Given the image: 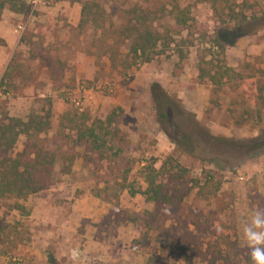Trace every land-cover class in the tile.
I'll return each mask as SVG.
<instances>
[{"label": "rangeland", "instance_id": "374dc122", "mask_svg": "<svg viewBox=\"0 0 264 264\" xmlns=\"http://www.w3.org/2000/svg\"><path fill=\"white\" fill-rule=\"evenodd\" d=\"M23 1V14L4 11L0 20L19 36L15 50H0V127L51 112L50 130L39 138L57 151L58 161L54 185L20 202L28 216L13 209L15 200L0 201V264H49L50 255L57 264H144L141 218L153 205L130 190L146 191L145 167L160 169L169 159L187 169L188 180L213 175L221 181L218 201L199 200L195 190L183 211L223 209L216 225L248 248L241 225L249 213L264 210V149L240 157L201 140L192 125L238 141L264 131V0H248L233 16L224 8L216 15L200 0H94L104 19L84 29L82 5L91 0ZM141 7L156 19L154 29L173 40L148 64L134 63L121 36L124 12ZM176 7L190 11L186 28L176 24ZM215 74L220 85L208 80ZM166 97L175 111L194 118L174 113V123L161 121L154 101ZM111 115L110 150L95 169L83 149L67 145L68 119L84 116L89 125ZM177 127L197 141L196 157L173 143L182 138ZM25 142L21 135L15 154ZM164 257L201 264L171 252Z\"/></svg>", "mask_w": 264, "mask_h": 264}, {"label": "trees", "instance_id": "16d2710c", "mask_svg": "<svg viewBox=\"0 0 264 264\" xmlns=\"http://www.w3.org/2000/svg\"><path fill=\"white\" fill-rule=\"evenodd\" d=\"M53 1L59 3L66 0ZM78 1L82 2V0ZM200 1L209 3L216 15H219L221 8H224L232 16L237 8L248 3V0ZM239 1H242V4H238ZM175 9L176 24L186 28L190 21L189 9L181 7ZM4 11L23 14L24 1L0 0V20ZM104 16L99 3L94 0L84 2L79 28L84 29L89 23L99 25ZM124 16L121 36L130 44L129 55L134 63L152 62L155 57L164 55L173 43L168 33L164 36L154 29L156 19L150 17L151 12L147 8L126 10ZM4 45L5 43L0 39V47ZM216 79V74L208 78L213 84L220 85L222 78L219 81ZM162 100L160 98L159 101H154L161 121L174 123L172 122L174 113L186 114L184 111L181 114L175 111L172 101L167 97L165 103ZM51 115V112H48L44 117L33 116L27 122L8 119V124L0 127V201L15 200L13 209L25 216L29 213L20 202L49 190L55 183L54 173L58 153L47 147L44 144L45 140L39 138L50 130ZM186 116L194 118L191 114ZM115 118L114 115L97 117L88 125V118L74 116L73 119H68L69 134L64 139L67 145L71 144L74 148L83 149L84 161L94 164L96 169L97 162L107 159L105 155L110 150L109 137L112 135ZM193 123L194 132L202 137L201 140L234 149L238 151L240 157H251L264 149V131H261L258 138L238 141L211 136L195 121ZM177 129L182 138L173 140V143L181 153L196 157L197 141L191 135L181 132L180 128ZM21 135L26 137L24 149L15 154V146ZM183 146L188 147V150H184ZM196 159L206 161L198 157ZM168 161L160 169H156L153 163L145 167L146 191L130 190L132 197L141 194L153 205V211L146 212L141 218L144 226L142 240L145 242V250L148 251V258L144 264H173L166 260L165 252H171L176 258L185 262L199 260L201 264H252L250 249L241 247L233 241L225 226L216 225V217L222 214L223 209L205 211L191 208L188 212L183 211L184 201L195 190L199 200L218 201L221 181L215 180L213 175H206L203 181L188 180L187 169L179 164L174 166L170 159ZM209 162L212 163L210 160ZM156 251H161L163 255L156 254ZM49 264H57L52 255L49 256Z\"/></svg>", "mask_w": 264, "mask_h": 264}, {"label": "clouds", "instance_id": "9594fccd", "mask_svg": "<svg viewBox=\"0 0 264 264\" xmlns=\"http://www.w3.org/2000/svg\"><path fill=\"white\" fill-rule=\"evenodd\" d=\"M241 230L250 249L252 264H264V210L249 213Z\"/></svg>", "mask_w": 264, "mask_h": 264}, {"label": "crops", "instance_id": "0c3cea01", "mask_svg": "<svg viewBox=\"0 0 264 264\" xmlns=\"http://www.w3.org/2000/svg\"><path fill=\"white\" fill-rule=\"evenodd\" d=\"M4 17L5 15L3 14V18ZM0 39L5 43V49L15 50L19 45V36L17 35L16 30H14L12 26L7 25L4 22L0 23ZM1 49L2 47L0 48V50ZM1 56L2 55L0 54V57ZM2 62L3 60L0 59V65L2 64ZM5 69H7V67Z\"/></svg>", "mask_w": 264, "mask_h": 264}, {"label": "built area", "instance_id": "2783aa9c", "mask_svg": "<svg viewBox=\"0 0 264 264\" xmlns=\"http://www.w3.org/2000/svg\"><path fill=\"white\" fill-rule=\"evenodd\" d=\"M20 30H22V28H19ZM77 106H79V104H76Z\"/></svg>", "mask_w": 264, "mask_h": 264}]
</instances>
